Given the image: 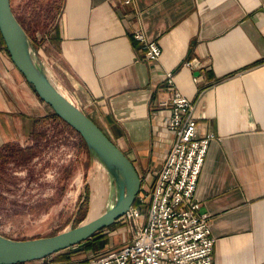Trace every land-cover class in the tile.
Instances as JSON below:
<instances>
[{"label":"crops","instance_id":"obj_1","mask_svg":"<svg viewBox=\"0 0 264 264\" xmlns=\"http://www.w3.org/2000/svg\"><path fill=\"white\" fill-rule=\"evenodd\" d=\"M56 21L32 41L50 80L150 182L170 143L164 72L193 103L208 142L194 189L213 238L212 264H264V0H59ZM156 42L145 60L132 38ZM30 38V37H29ZM185 62H189L185 64ZM41 102L0 40V150L24 147ZM64 249L18 264L53 260Z\"/></svg>","mask_w":264,"mask_h":264},{"label":"rangeland","instance_id":"obj_2","mask_svg":"<svg viewBox=\"0 0 264 264\" xmlns=\"http://www.w3.org/2000/svg\"><path fill=\"white\" fill-rule=\"evenodd\" d=\"M9 1L30 39L41 42L56 21L59 0ZM35 131L39 135L26 146L13 143L0 150V235L8 239L45 237L70 229L86 219L91 197L96 195L92 183L99 176L97 162L77 132L51 119L37 123ZM101 180L104 188L98 214L111 199L106 173ZM99 234L101 241L95 249L71 256L119 246L129 237L119 217Z\"/></svg>","mask_w":264,"mask_h":264},{"label":"built area","instance_id":"obj_3","mask_svg":"<svg viewBox=\"0 0 264 264\" xmlns=\"http://www.w3.org/2000/svg\"><path fill=\"white\" fill-rule=\"evenodd\" d=\"M132 38L145 60H157L160 50L154 40L140 30ZM164 78L169 95L157 106L168 108L163 125L170 143L152 180L139 177L134 204L119 217L129 237L67 264H212L213 238L206 214L198 212L194 189L213 134L200 131L193 103L174 85L172 72L165 71Z\"/></svg>","mask_w":264,"mask_h":264},{"label":"water","instance_id":"obj_4","mask_svg":"<svg viewBox=\"0 0 264 264\" xmlns=\"http://www.w3.org/2000/svg\"><path fill=\"white\" fill-rule=\"evenodd\" d=\"M0 35L11 61L32 85L37 98L77 132L88 154L102 167L111 196L107 207L96 217L53 235L21 240L0 235V264H18L42 259L67 248L81 247L92 234L111 225L131 206L140 179L123 152L50 80L9 0H0Z\"/></svg>","mask_w":264,"mask_h":264},{"label":"trees","instance_id":"obj_5","mask_svg":"<svg viewBox=\"0 0 264 264\" xmlns=\"http://www.w3.org/2000/svg\"><path fill=\"white\" fill-rule=\"evenodd\" d=\"M15 15V14H14ZM16 17V16H15ZM16 19L18 20V18L16 17ZM19 21V20H18ZM19 23H20V25L22 26V28L24 29V31L27 33V30L25 29V27L21 24V22L19 21ZM27 35H28V33H27ZM28 37H29V35H28ZM0 40H1V43L3 44V46H4V42H3V39H2V37H1V35H0ZM48 119H51L52 121H59V122H61V123H63L65 126H67L64 122H62L52 111H51V113H50V116L48 117ZM68 127V126H67ZM36 134H38L39 135V133H37L36 131H35V127H34V129H33V131H32V138L36 135ZM40 135L42 136L43 135V132L42 133H40ZM86 201H87V199H86V197L84 198V202H83V204H86ZM134 204V202L131 204V205H133ZM104 229V228H103ZM103 229H99L97 232H95L94 234H92L82 245H81V247L79 248V249H77V250H75V249H73V250H69L67 253H65V254H63L62 256H60V257H55V258H53V260H67L72 254H74V253H80L81 251H85V250H87L88 248L89 249H95V247L98 245V243L101 241L100 239H101V236L102 235H100L99 233L103 230ZM104 238V237H103ZM70 249V248H69ZM59 251H57V252H55V253H58ZM55 253H53V254H55Z\"/></svg>","mask_w":264,"mask_h":264},{"label":"bare ground","instance_id":"obj_6","mask_svg":"<svg viewBox=\"0 0 264 264\" xmlns=\"http://www.w3.org/2000/svg\"><path fill=\"white\" fill-rule=\"evenodd\" d=\"M95 169L99 173L98 174L99 176L96 178L95 183H92V185L94 186L93 188L96 190V195H94V196L92 195L93 197H91L92 201H90L91 204H90L89 215L86 217V219L84 221H88L90 219H93L94 217H96L98 215L97 210H98V207H99L100 201H101V194H102V189H101L102 180L101 179L105 175V172L102 169V167L99 165V163H96ZM102 188H104V186Z\"/></svg>","mask_w":264,"mask_h":264}]
</instances>
